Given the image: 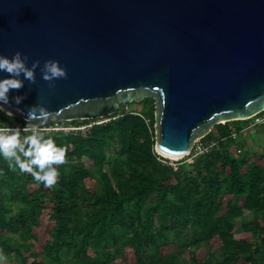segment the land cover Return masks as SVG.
Masks as SVG:
<instances>
[{
    "label": "trees",
    "instance_id": "16d2710c",
    "mask_svg": "<svg viewBox=\"0 0 264 264\" xmlns=\"http://www.w3.org/2000/svg\"><path fill=\"white\" fill-rule=\"evenodd\" d=\"M135 103L128 105L140 114L122 104L107 121H71L104 120L88 129L50 134L68 147L51 186L0 157L4 262L264 264V149L232 137L264 110L215 125L189 154L170 161L156 149V99ZM7 123L25 121L0 109V124ZM212 142L217 144L200 152ZM48 208L53 225L41 245L37 230ZM128 248L134 263L127 259Z\"/></svg>",
    "mask_w": 264,
    "mask_h": 264
},
{
    "label": "water",
    "instance_id": "95a60500",
    "mask_svg": "<svg viewBox=\"0 0 264 264\" xmlns=\"http://www.w3.org/2000/svg\"><path fill=\"white\" fill-rule=\"evenodd\" d=\"M16 51L29 66L58 59L68 75L53 83L37 68L10 93H26L23 103L2 110L25 120L43 103L46 124L153 96L162 155L264 110V0H0V53Z\"/></svg>",
    "mask_w": 264,
    "mask_h": 264
},
{
    "label": "clouds",
    "instance_id": "9594fccd",
    "mask_svg": "<svg viewBox=\"0 0 264 264\" xmlns=\"http://www.w3.org/2000/svg\"><path fill=\"white\" fill-rule=\"evenodd\" d=\"M29 59L21 51H16L12 56L0 53V72L8 74L0 78V109L13 101L16 105L23 103L26 93H10L24 87L26 81L35 83L37 68H40L45 80L53 83L68 75L67 68L58 59H48L42 67L39 59L29 66ZM18 111L23 112V109ZM50 116L51 112L45 104L36 103L30 106L23 126L0 124V157L13 170L31 173L34 180L43 182L45 186L57 182L59 169L55 165L65 162L68 150L67 145H58L54 136L48 134L49 129L44 124ZM35 120L39 123L33 122ZM5 259L0 255V264Z\"/></svg>",
    "mask_w": 264,
    "mask_h": 264
},
{
    "label": "rangeland",
    "instance_id": "374dc122",
    "mask_svg": "<svg viewBox=\"0 0 264 264\" xmlns=\"http://www.w3.org/2000/svg\"><path fill=\"white\" fill-rule=\"evenodd\" d=\"M136 106H141L140 103H135ZM135 106V107H136ZM262 117V116H260ZM99 119H105L107 120L106 116L101 117ZM239 141L245 142L246 146H250L254 150L262 151L264 149V123L258 122L255 118V120L248 126L241 135H239ZM197 140V139H196ZM195 140V141H196ZM187 155V154H186ZM168 157V156H165ZM182 158V157H181ZM170 161L178 160L180 158H173L169 157ZM88 185L92 186L93 182L90 179H87ZM51 209L48 208L45 213L41 216L42 225L40 228H38L37 232L39 234L38 244H43L47 238H49L48 231L51 229L53 225V221L50 219ZM239 227V224L237 225ZM236 237L238 238H244V239H251L250 233H237ZM214 248H216L217 243H213ZM199 257H202L204 255V252L199 250L198 252ZM127 259L131 261L132 263L135 262L133 251L128 248L127 250ZM10 262H4V264H9ZM13 264H16L15 262ZM118 264H124V260H118Z\"/></svg>",
    "mask_w": 264,
    "mask_h": 264
},
{
    "label": "built area",
    "instance_id": "2783aa9c",
    "mask_svg": "<svg viewBox=\"0 0 264 264\" xmlns=\"http://www.w3.org/2000/svg\"><path fill=\"white\" fill-rule=\"evenodd\" d=\"M125 109H126V111H131L133 113L140 114L138 111H135L132 108H130V106L128 105V103L126 104ZM145 119H146L147 124L150 125V119L149 118H145ZM79 120H82V119H79ZM104 120L92 121V122H90L88 124H74V123L71 122L72 120L53 121V122L44 124V126L49 129L48 134L50 135V134L57 133V132H60V131L72 132V131H76V130H85V129H88V128L92 127L93 124L98 123V122H103ZM256 120L258 122L264 123V116L258 117V118H256ZM105 121H107V120H105ZM5 125H9V126H23L24 123H19V124H16V125L15 124H8L7 123ZM238 136H239V133H237V132H234L232 134V137H234V138H238ZM216 144H217V142H212L204 150H202L200 152L208 151L211 148H213Z\"/></svg>",
    "mask_w": 264,
    "mask_h": 264
},
{
    "label": "bare ground",
    "instance_id": "6f19581e",
    "mask_svg": "<svg viewBox=\"0 0 264 264\" xmlns=\"http://www.w3.org/2000/svg\"><path fill=\"white\" fill-rule=\"evenodd\" d=\"M187 153H188V152H184V153L179 154V155H177V154L172 155V154L164 153V155H165V156H168V157H173V158H180V157L184 156V155L187 154Z\"/></svg>",
    "mask_w": 264,
    "mask_h": 264
}]
</instances>
